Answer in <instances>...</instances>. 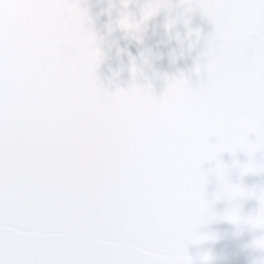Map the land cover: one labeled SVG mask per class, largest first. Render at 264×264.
<instances>
[{"label":"snow or ice","instance_id":"obj_1","mask_svg":"<svg viewBox=\"0 0 264 264\" xmlns=\"http://www.w3.org/2000/svg\"><path fill=\"white\" fill-rule=\"evenodd\" d=\"M174 7L214 25L195 69L206 78L157 98L135 62L127 90L103 89L80 0H0V264H196L188 247L214 238L206 224L264 231V187L231 182L234 169L264 174V0H150L118 27L135 35ZM248 199L259 207L245 217Z\"/></svg>","mask_w":264,"mask_h":264},{"label":"water","instance_id":"obj_2","mask_svg":"<svg viewBox=\"0 0 264 264\" xmlns=\"http://www.w3.org/2000/svg\"><path fill=\"white\" fill-rule=\"evenodd\" d=\"M150 0H131L128 8H124V0H80L81 5L87 9L92 20L91 28L94 31L99 48L103 54L96 76L98 82L107 92L117 89L127 90L133 82L131 69L135 62L142 75L138 73L136 83L151 85L157 98L163 96L167 83L173 79L190 78L195 87L204 73L197 77L195 69L197 64L203 65L206 60L205 37L214 31V25L199 11L182 17V9L173 8L171 13L167 10L150 18L141 25V31L135 35L118 27L121 13H129L137 21L141 19V9ZM173 5L180 0H168ZM185 19L189 21L185 25ZM175 21L169 29L167 25ZM189 30H191V35ZM201 33L199 42L195 33ZM248 157L238 153L233 157L224 153L223 163L232 166L235 161L246 162ZM257 161H264V154H256ZM215 167L205 165V168ZM207 188L208 198H212L217 191L215 177H211ZM231 182L246 189H259L264 187V174H248L240 176L239 170L234 169ZM241 214L245 217L255 215L259 205L255 199L242 200ZM229 204L221 201L216 204L217 214H223ZM201 234L214 237L201 244L189 245V255L202 264L205 256L209 257L208 264H264V249L255 246V241L264 236V231L253 230L246 225H234L226 220H218L206 224L198 230Z\"/></svg>","mask_w":264,"mask_h":264}]
</instances>
